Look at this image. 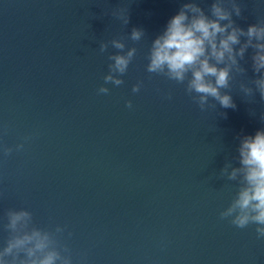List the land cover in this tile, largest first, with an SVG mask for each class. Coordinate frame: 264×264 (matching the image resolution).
<instances>
[{"label":"water","instance_id":"obj_1","mask_svg":"<svg viewBox=\"0 0 264 264\" xmlns=\"http://www.w3.org/2000/svg\"><path fill=\"white\" fill-rule=\"evenodd\" d=\"M186 2L0 0V247L6 212L24 208L37 227L65 229L72 264H264L255 225L219 219L237 186L219 172L238 166V137L264 128L259 93L250 102L240 90L258 75L253 49L222 90L235 109L210 100L201 111L184 85L146 71L151 42ZM197 2L207 14L213 0ZM237 2L239 27L264 18V0ZM113 38L137 53L124 84L98 95L111 63L99 42Z\"/></svg>","mask_w":264,"mask_h":264},{"label":"clouds","instance_id":"obj_2","mask_svg":"<svg viewBox=\"0 0 264 264\" xmlns=\"http://www.w3.org/2000/svg\"><path fill=\"white\" fill-rule=\"evenodd\" d=\"M228 2L230 8L225 6V0H213L207 14L197 0L183 3L164 31L151 42L146 57L148 73L184 85L186 95L201 111L215 107L210 100L222 108H236L230 93L222 90L231 87L233 73L246 72L239 61L249 48L253 49L252 70L258 75L248 83L242 82L240 90L245 97L253 98L250 102H254L256 93L264 102V18L247 29L241 28L232 18L233 14L241 16V6L237 0ZM113 15L122 19L124 25L128 24V15L125 17L120 12ZM143 37L145 33L141 28H133L129 35L133 42ZM110 46L116 51L109 53ZM98 50L108 53L107 59L111 61L103 77L104 84L97 89L98 95H106L110 92L106 85L124 84L122 77L135 58L137 48H129L122 39L113 38L100 41ZM141 87L142 82L134 84L132 92L138 93ZM167 98L171 99V95ZM126 107L132 108L130 100L126 101ZM261 121L264 122V112ZM238 139L234 157L238 166L228 161L219 172L220 178L237 182L235 194L219 212V219L228 220L239 229L255 225L256 238L264 241V128ZM23 147L18 144L16 150ZM2 150L5 155L13 151L8 147ZM6 218L3 227L8 236L0 247V264H72L70 249L59 239V234L65 231L63 227L57 225L54 231L37 227L32 212L24 208L9 209Z\"/></svg>","mask_w":264,"mask_h":264}]
</instances>
